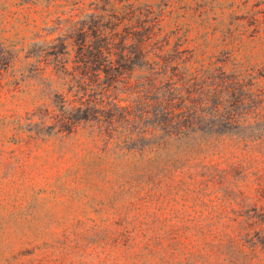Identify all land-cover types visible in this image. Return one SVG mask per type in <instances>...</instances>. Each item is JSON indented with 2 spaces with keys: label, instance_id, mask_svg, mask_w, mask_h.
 Segmentation results:
<instances>
[{
  "label": "rangeland",
  "instance_id": "1",
  "mask_svg": "<svg viewBox=\"0 0 264 264\" xmlns=\"http://www.w3.org/2000/svg\"><path fill=\"white\" fill-rule=\"evenodd\" d=\"M43 3L0 0V264H264V154L168 152L146 181L122 127L67 121L55 33L19 19ZM238 59L264 68V41Z\"/></svg>",
  "mask_w": 264,
  "mask_h": 264
},
{
  "label": "trees",
  "instance_id": "2",
  "mask_svg": "<svg viewBox=\"0 0 264 264\" xmlns=\"http://www.w3.org/2000/svg\"><path fill=\"white\" fill-rule=\"evenodd\" d=\"M20 8L34 34L37 14L55 33L46 55L65 75L67 121L122 127L117 147L138 155L146 181L168 152L264 154V68L238 59L264 41V0H44L33 17Z\"/></svg>",
  "mask_w": 264,
  "mask_h": 264
}]
</instances>
